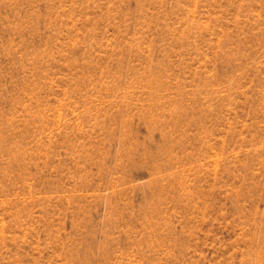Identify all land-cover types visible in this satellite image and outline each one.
<instances>
[{
	"label": "rangeland",
	"instance_id": "rangeland-1",
	"mask_svg": "<svg viewBox=\"0 0 264 264\" xmlns=\"http://www.w3.org/2000/svg\"><path fill=\"white\" fill-rule=\"evenodd\" d=\"M0 264H264V0H0Z\"/></svg>",
	"mask_w": 264,
	"mask_h": 264
}]
</instances>
